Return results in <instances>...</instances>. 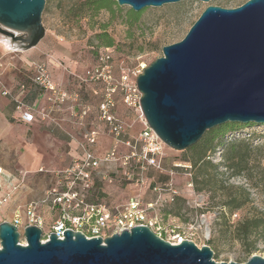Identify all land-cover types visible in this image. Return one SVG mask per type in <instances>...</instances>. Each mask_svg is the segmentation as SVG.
Here are the masks:
<instances>
[{
    "label": "rangeland",
    "instance_id": "obj_1",
    "mask_svg": "<svg viewBox=\"0 0 264 264\" xmlns=\"http://www.w3.org/2000/svg\"><path fill=\"white\" fill-rule=\"evenodd\" d=\"M83 1L45 0L41 16L45 41L52 49L73 57L77 69L72 73L73 81L69 83L72 88L84 84L80 78L92 70L99 53L107 52L112 56L116 72L121 68L137 72L160 58L163 47L180 42L207 6L233 9L247 0H211L209 3L184 0L159 8H146L139 12L138 21L129 31L124 24V15L130 10L129 7L116 5L120 11L110 20L109 13L104 10L91 17L86 8L79 9L78 5ZM79 15L82 17L76 18ZM104 24L115 42V46L109 49L96 39ZM0 43H3L1 37ZM3 52L4 47L0 46V58H11L10 62H18L17 53ZM82 65H87L89 69L83 76L80 75L82 68H79ZM4 76L7 77V73ZM126 122L122 140L136 143L137 154L128 170L130 180L122 175L120 168H117L118 173H108L111 182L108 178H96L91 200L109 206L124 204L134 194L144 192L135 186L140 178H147L166 189L160 177H168L167 185L171 183L179 195L169 202V192H161L166 203L157 205L153 212L158 220L154 231L163 240L171 241L173 235L179 233L198 248L209 247L216 263L244 264L252 256L264 259V152L255 150L264 146V125H239V134H227L220 142L223 146L217 147L213 153H207L205 159V162L219 165L217 169L208 165L193 166L184 161L193 156L194 150L191 148L176 152L166 147L160 160L161 169L148 167L142 172L140 167L143 163L138 158L141 145L137 142L141 126L135 114L129 116ZM242 141L251 147L247 157L249 171L234 175L222 167L223 155L225 148ZM102 146L108 149L106 142H102ZM68 153L67 144L53 141L43 131L37 133L17 125L9 127L0 139V202L9 196L6 203L0 204V224L10 222L14 211L23 214L25 207L30 202L42 199L47 190L60 189L62 179L58 173L69 165ZM187 163L191 165L189 177L183 168L175 167ZM114 168L108 166L104 170L111 172ZM200 174L204 175L203 182ZM246 176L250 177V181L246 180ZM187 183H191V188L186 187ZM243 190L249 193V204L228 211L223 205L225 200L234 197L237 203L242 201ZM144 197L145 200L154 197L156 200L157 194L147 191ZM40 213L44 217L42 240H45L56 214H48L46 205L41 207ZM243 218L255 219L257 223L249 227L247 237L240 242L236 239L234 228ZM157 227L160 230L156 231ZM19 243L25 244L22 235Z\"/></svg>",
    "mask_w": 264,
    "mask_h": 264
},
{
    "label": "water",
    "instance_id": "obj_2",
    "mask_svg": "<svg viewBox=\"0 0 264 264\" xmlns=\"http://www.w3.org/2000/svg\"><path fill=\"white\" fill-rule=\"evenodd\" d=\"M135 13L184 0H112ZM209 3L211 0H198ZM45 0H0V35L17 51L44 37ZM136 79L147 126L170 150L183 152L206 132L227 124L264 125V0L237 8L207 6L184 38L162 48ZM25 246L20 245V236ZM28 226L20 234L0 224V264H237L216 263L209 247L191 241L171 245L148 227H134L105 239ZM244 264H264L259 256Z\"/></svg>",
    "mask_w": 264,
    "mask_h": 264
},
{
    "label": "built area",
    "instance_id": "obj_3",
    "mask_svg": "<svg viewBox=\"0 0 264 264\" xmlns=\"http://www.w3.org/2000/svg\"><path fill=\"white\" fill-rule=\"evenodd\" d=\"M32 69V84L47 92L50 101L63 104L71 100L78 104V111L74 113V117L82 121L87 116L89 109L79 103L78 95L69 94L54 84L45 64L34 63ZM143 70L144 67L137 72L121 68L116 72L112 56L107 52H101L98 54L92 70L85 77L80 78L83 83L100 84L103 87V94L97 107V117L99 122L105 125L108 134L113 138V143L109 150L99 153L97 148L99 131L96 129L87 130L80 139L75 140L77 155L69 167L58 173V177L62 179L59 182L60 189L47 190L42 199L30 202L25 207L23 214L16 211L12 216L9 223L14 225L20 234L28 226L39 228L43 234L44 217L40 210L42 206L46 205L48 214H56L49 235L55 234L59 240L63 239V232L68 230L80 233L86 239H105L113 234L140 226L148 227L160 237L154 231L155 226H158V220L153 212L157 205L166 203V200L162 199L161 192L165 190L169 192V202H173L179 195L171 183L166 185V189L158 186L153 187L151 191L156 193L157 197L156 200L149 203L144 201L141 192L134 194L124 204L114 206L90 199L95 179H107L108 173H118L117 168H120L122 175L129 181L131 174L128 170L131 168V162L137 156L136 143L122 140L125 127L116 114L117 99L121 101L123 106L137 115L144 125L137 138V142L141 145L138 158L143 163L140 170L143 172L148 167L161 169L160 160L166 146L147 126L140 109L141 94L137 89L136 79ZM19 89L24 90L25 87L20 86ZM0 95L12 100L22 121L31 122L33 120L31 108L23 104L18 94L5 89L1 80ZM122 149L128 151L123 152ZM108 166L115 167L114 171L107 172L104 170ZM175 167L183 168L185 175L190 176V165H175ZM108 180L111 182V179L108 178ZM149 185L148 179L142 177L135 186H139L140 190H146ZM191 186V183L186 184L187 188H191ZM8 199L9 196H5L0 204L6 203ZM157 230L160 228L157 227ZM49 235L41 242H46ZM172 238L171 241L167 240L166 242L171 245H178L185 240L191 241L179 233L174 234ZM20 245L25 246V244Z\"/></svg>",
    "mask_w": 264,
    "mask_h": 264
},
{
    "label": "crops",
    "instance_id": "obj_4",
    "mask_svg": "<svg viewBox=\"0 0 264 264\" xmlns=\"http://www.w3.org/2000/svg\"><path fill=\"white\" fill-rule=\"evenodd\" d=\"M0 37L3 41L0 46H3L5 51L3 53L18 54L17 63L10 62L11 58H0V80L5 89L20 96L23 104L31 108L33 116L31 122L22 121L20 114L15 110L12 100L0 95V139L11 125L24 127L37 133L43 131L53 141L65 143L69 146L70 163L65 169L71 165L73 158L77 155L75 140L80 139L87 130L96 129L99 131V144L97 147L99 153L109 150L113 143V138L108 134L105 125L99 122L97 117V107L103 94V87L100 84L93 83H84L75 88L69 86V83L73 81L72 73L77 69L73 57L68 53L52 49L50 44L45 41V36L34 48L27 51H17L15 46L10 43L9 38L2 35ZM34 63L45 64L52 82L61 90L69 94L78 95L79 103L89 109L87 116L82 121L74 117V113L78 111V104L71 100L63 104L50 101L47 92L32 84V65ZM87 67V65L79 67L83 71L80 75L83 76L89 71ZM67 69H69V72ZM5 73H7V77L4 76ZM20 86H24L25 89L20 90ZM117 101L116 114L125 127L127 125L126 119L132 114L134 115V113L123 106L119 99ZM136 118L141 126V132L144 128L143 122L137 115ZM102 142L108 144V149H103ZM148 181L149 184L152 183L151 180L148 179ZM147 191L152 192L149 189L144 190L142 193L143 197ZM154 199L146 198L145 200L144 197L146 203L152 202ZM15 212H13L12 216Z\"/></svg>",
    "mask_w": 264,
    "mask_h": 264
},
{
    "label": "trees",
    "instance_id": "obj_5",
    "mask_svg": "<svg viewBox=\"0 0 264 264\" xmlns=\"http://www.w3.org/2000/svg\"><path fill=\"white\" fill-rule=\"evenodd\" d=\"M116 3L112 0H84L81 2L78 7L86 8L88 14L92 17L95 14H97L99 11H106L110 15V20H113L115 17V13L119 12L120 9L116 7ZM82 10V9H81ZM80 10V11H81ZM140 13H135L132 10H128L126 14L124 15V24L127 26L128 31L131 30L133 25L138 21ZM82 17V15L76 16ZM101 32L96 35V39L100 41L101 45L107 49L112 48L115 46L114 40L109 36V34L106 31V24L102 25L100 28ZM239 125L235 124H227L223 125L217 128H214L203 136L199 140L198 147L192 146L190 147L191 150H194V154L190 159H185L184 161L192 163L193 166L196 165H208L211 166L214 169H217L219 165H213L209 162H205L207 153H213L217 147L223 146L222 139L226 137L227 134H239L237 128ZM250 125H247L246 127H249ZM196 145V144H195ZM262 148H255L256 151H262L264 152V146H261ZM198 148V150H197ZM242 148V150H240ZM251 150V147L249 145H246L245 142H240L239 144H232L228 146V148H225L224 155H223V164L222 167L229 171L230 173L241 174L243 171H249L248 170V154ZM188 164V163H187ZM191 167V165H190ZM201 175V182L204 181V175ZM160 180L163 182V185H167L168 183V177H160ZM246 180L250 181V177L246 176ZM157 186L155 182H152L149 185V190H151L153 187ZM249 204V193L247 190H243V200L237 203V199L232 197L225 200L224 204L228 211L232 212L237 209H240L242 206H246ZM254 223H257L255 219H246L243 218L234 228V233L236 234V239L240 242H242L243 239L247 237L248 229L251 225H254Z\"/></svg>",
    "mask_w": 264,
    "mask_h": 264
},
{
    "label": "bare ground",
    "instance_id": "obj_6",
    "mask_svg": "<svg viewBox=\"0 0 264 264\" xmlns=\"http://www.w3.org/2000/svg\"><path fill=\"white\" fill-rule=\"evenodd\" d=\"M14 48V47H13ZM15 49H17V46H15ZM0 172H1V169H0ZM89 240V239H88Z\"/></svg>",
    "mask_w": 264,
    "mask_h": 264
}]
</instances>
